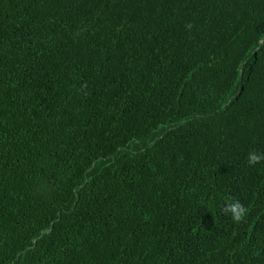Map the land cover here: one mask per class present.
I'll return each mask as SVG.
<instances>
[{
  "label": "trees",
  "instance_id": "obj_1",
  "mask_svg": "<svg viewBox=\"0 0 264 264\" xmlns=\"http://www.w3.org/2000/svg\"><path fill=\"white\" fill-rule=\"evenodd\" d=\"M262 39L264 0H0V264H264Z\"/></svg>",
  "mask_w": 264,
  "mask_h": 264
},
{
  "label": "clouds",
  "instance_id": "obj_2",
  "mask_svg": "<svg viewBox=\"0 0 264 264\" xmlns=\"http://www.w3.org/2000/svg\"><path fill=\"white\" fill-rule=\"evenodd\" d=\"M188 27L191 28V25H188ZM261 42L264 43V39H262ZM261 160H264V155L258 154L256 152H249L247 156V162L249 164H256L259 163ZM224 211L231 215L233 221L240 222L246 215L247 208L238 200H232L226 205Z\"/></svg>",
  "mask_w": 264,
  "mask_h": 264
}]
</instances>
